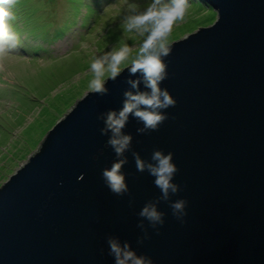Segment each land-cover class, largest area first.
<instances>
[{
    "label": "water",
    "instance_id": "1",
    "mask_svg": "<svg viewBox=\"0 0 264 264\" xmlns=\"http://www.w3.org/2000/svg\"><path fill=\"white\" fill-rule=\"evenodd\" d=\"M215 21L171 42L167 88L176 103L157 130L124 131L129 193L109 191L101 169L115 158L97 114L119 108L125 69L106 94L88 91L0 186V264H113L106 236L127 240L155 264H264V0H202ZM173 153L184 222L168 202L164 224L142 236L136 215L158 196L132 150ZM82 174V178H80ZM131 200V204L129 201Z\"/></svg>",
    "mask_w": 264,
    "mask_h": 264
},
{
    "label": "rangeland",
    "instance_id": "2",
    "mask_svg": "<svg viewBox=\"0 0 264 264\" xmlns=\"http://www.w3.org/2000/svg\"><path fill=\"white\" fill-rule=\"evenodd\" d=\"M127 0H15L18 47L0 55V186L32 155L55 123L87 92L90 58L124 39L118 27ZM142 7L150 0H135ZM113 7L105 10L106 5ZM202 0H187L184 19L169 33L177 41L215 21ZM103 36V39L99 37Z\"/></svg>",
    "mask_w": 264,
    "mask_h": 264
},
{
    "label": "clouds",
    "instance_id": "3",
    "mask_svg": "<svg viewBox=\"0 0 264 264\" xmlns=\"http://www.w3.org/2000/svg\"><path fill=\"white\" fill-rule=\"evenodd\" d=\"M111 7L113 5H106L105 10ZM186 8L187 0H150L143 7L135 0H127L118 27L125 36L142 39L136 45H130L124 39L111 45L105 41L101 49L91 55L88 69L90 78L87 82L90 92L106 94L109 91L107 82L115 80L127 70L124 79L128 87L122 93L120 107L97 114V120L102 121L103 125L99 132L107 137L105 143L110 146L115 157L109 166L101 169L100 174L109 191L117 196L129 193L123 170L128 160L125 153L132 149V134L124 131L129 118H134L140 125L136 128L137 133L154 131L168 117L164 110L176 103L167 88L161 86V82L168 75L165 57L171 51L169 33L174 23L184 19ZM15 9V0H0V55L10 54L20 44L14 25L17 19ZM99 38L103 39V36ZM132 156L137 171H146L153 177L152 183L160 193L146 200L136 213L141 218L137 226L143 233L137 237L139 244L149 238L145 221L157 232L158 226L164 224L165 213L158 207L160 201L168 202L172 215L183 223L187 200L183 197L170 199L180 190V185L174 181L178 168L171 151L156 148L150 158L145 159L132 150ZM106 243L113 264H155L151 256L138 253L129 241H122L118 236H106Z\"/></svg>",
    "mask_w": 264,
    "mask_h": 264
},
{
    "label": "bare ground",
    "instance_id": "4",
    "mask_svg": "<svg viewBox=\"0 0 264 264\" xmlns=\"http://www.w3.org/2000/svg\"><path fill=\"white\" fill-rule=\"evenodd\" d=\"M211 8V7H210Z\"/></svg>",
    "mask_w": 264,
    "mask_h": 264
}]
</instances>
